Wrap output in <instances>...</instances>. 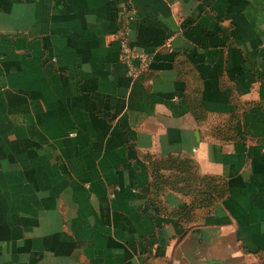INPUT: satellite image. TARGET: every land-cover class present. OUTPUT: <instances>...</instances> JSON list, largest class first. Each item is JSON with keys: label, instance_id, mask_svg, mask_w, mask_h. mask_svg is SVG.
<instances>
[{"label": "crops", "instance_id": "0c3cea01", "mask_svg": "<svg viewBox=\"0 0 264 264\" xmlns=\"http://www.w3.org/2000/svg\"><path fill=\"white\" fill-rule=\"evenodd\" d=\"M167 158L223 196L188 211ZM263 260L264 0H0V264Z\"/></svg>", "mask_w": 264, "mask_h": 264}, {"label": "trees", "instance_id": "16d2710c", "mask_svg": "<svg viewBox=\"0 0 264 264\" xmlns=\"http://www.w3.org/2000/svg\"><path fill=\"white\" fill-rule=\"evenodd\" d=\"M153 173L157 174L162 170H169L173 173L170 183L175 186L177 191L186 193L193 197L191 204L187 207L188 211L193 208L201 207L211 203L214 199L220 198L224 194V183L222 180L212 177H200L194 172L193 165L188 159L167 158L153 162ZM180 174L177 178L176 174ZM154 175V174H153ZM157 177L155 187H159L166 178ZM173 179V181H172Z\"/></svg>", "mask_w": 264, "mask_h": 264}, {"label": "built area", "instance_id": "2783aa9c", "mask_svg": "<svg viewBox=\"0 0 264 264\" xmlns=\"http://www.w3.org/2000/svg\"><path fill=\"white\" fill-rule=\"evenodd\" d=\"M120 61L125 65L127 76L138 80L150 68L153 56L143 48L132 45L128 36L120 39Z\"/></svg>", "mask_w": 264, "mask_h": 264}, {"label": "rangeland", "instance_id": "374dc122", "mask_svg": "<svg viewBox=\"0 0 264 264\" xmlns=\"http://www.w3.org/2000/svg\"><path fill=\"white\" fill-rule=\"evenodd\" d=\"M153 171V170H152ZM163 171V170H162ZM154 175H153V181H155V179L158 181V179H157V177H159V174H161L160 176H161V178H167V179H170L171 177H172V175H173V173L172 172H168V171H165V172H158L157 174H155V173H153ZM180 174H176V176H177V178H180V176H182V175H180ZM183 177V176H182ZM172 181H173V179H172ZM263 259V258H262ZM262 264H264V260H263V263Z\"/></svg>", "mask_w": 264, "mask_h": 264}]
</instances>
